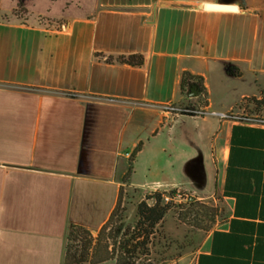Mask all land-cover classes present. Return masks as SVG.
<instances>
[{
  "label": "crops",
  "instance_id": "0c3cea01",
  "mask_svg": "<svg viewBox=\"0 0 264 264\" xmlns=\"http://www.w3.org/2000/svg\"><path fill=\"white\" fill-rule=\"evenodd\" d=\"M44 1L0 9V264H64L71 226L97 234L121 193L173 190L228 206L178 264H264V134L248 131L264 128L162 111L262 100L264 0ZM133 55L143 65L117 61ZM184 73L204 79L205 104ZM144 157L147 175L182 178L136 181Z\"/></svg>",
  "mask_w": 264,
  "mask_h": 264
},
{
  "label": "trees",
  "instance_id": "16d2710c",
  "mask_svg": "<svg viewBox=\"0 0 264 264\" xmlns=\"http://www.w3.org/2000/svg\"><path fill=\"white\" fill-rule=\"evenodd\" d=\"M16 14L20 16L21 13L16 11ZM117 61L131 66H141L143 65L144 59L142 56L133 55L120 57ZM226 70L230 76L236 78L242 76L240 70L232 65H227ZM181 90L187 97L191 95V93L196 92L197 97L201 101L200 104L206 103L204 99H206L207 92L202 77L184 73ZM190 108L193 107L190 106ZM194 108L199 109L196 107ZM248 131L264 134V130L251 129ZM253 165L256 166L255 169H263L264 163L259 159L258 162L253 163ZM253 176L257 178L259 182L261 181V174L253 173ZM230 191L231 190H229V193ZM175 192L176 190H173L168 192V194L173 195ZM154 193V205H149L146 200L139 203L137 207L138 221L134 226V230L131 232H123L122 226H114L115 223L122 221V216L120 215L122 193L121 199L108 222L97 234H93L90 230L81 226H71L66 238L64 264H107L109 261H114L115 264H135L133 260L136 261L141 257L147 256L149 253L150 238L155 234L156 227L165 220L173 206L176 205L174 202H164L163 196L167 194V192L156 191ZM236 195L239 198V194ZM176 207H179L181 210L185 209L187 215H194L197 217V220L198 217H200L201 221H203V219L207 221L209 225L207 224L204 226L201 224L199 228L206 232H211L213 230V225L217 222V218L220 217L219 208L217 206H208V204L206 205L205 202L196 198L182 202ZM237 214H240V205L237 206ZM238 231V228L236 229L235 227L232 235L234 236L235 234V244L237 245L239 244ZM218 243L220 244V240L217 241V244ZM236 255L238 254H231L233 258L236 257ZM232 264H238V261Z\"/></svg>",
  "mask_w": 264,
  "mask_h": 264
},
{
  "label": "rangeland",
  "instance_id": "374dc122",
  "mask_svg": "<svg viewBox=\"0 0 264 264\" xmlns=\"http://www.w3.org/2000/svg\"><path fill=\"white\" fill-rule=\"evenodd\" d=\"M15 1L0 0V9L2 8L5 11H9L13 4H16ZM28 1L30 9L35 8L36 11H46L48 7V3L44 0H36V2H33L32 0ZM20 8L22 7L19 6V10L17 11L21 13ZM233 112L245 113L248 115H255L264 118V94L262 100H257L255 98L243 100L240 108L233 110ZM147 161V158L144 157L142 160V167H140V172L136 175V181L138 180L140 183H145L144 185L149 186L152 185L151 183L159 181L158 179L162 178L156 177L154 175L158 168H154L150 175H147V173L144 172V167ZM164 175L167 179H172L177 176L178 179L182 178L180 177V174H176V172H173L171 169H169ZM165 177L162 180H164ZM166 189L169 188L164 186L161 190L165 191ZM154 195L155 193H152L151 195L148 194L144 199L151 206L155 204V199H153ZM127 196L128 198L125 201L122 200L121 204L120 215L122 216V221L114 224V226H122L123 232L133 231L134 226L138 221L137 207L140 203L139 196L137 195L134 199L132 192H129ZM205 203L206 205L208 204V206H217L219 208L220 217L217 218V222L213 225V229H215L219 226V224L222 222V219L227 214L228 206L220 203L215 204L208 201H205ZM175 204L176 205L173 206L165 220L156 227L155 234L150 238L148 255L141 257L136 261L133 260L135 264H178L177 261L180 257L191 252V250L193 251V249H195L198 244L200 245L206 239L210 232L203 231L199 228L201 224L206 226L208 222L204 221V219L201 221L200 217H198L197 220V217L194 215H187L185 213V209L181 210L179 207H176L180 203ZM107 264H115V262L109 261Z\"/></svg>",
  "mask_w": 264,
  "mask_h": 264
},
{
  "label": "built area",
  "instance_id": "2783aa9c",
  "mask_svg": "<svg viewBox=\"0 0 264 264\" xmlns=\"http://www.w3.org/2000/svg\"><path fill=\"white\" fill-rule=\"evenodd\" d=\"M162 111L165 114H169L171 116L188 115V116L205 117L210 114L220 118L221 120H228L235 123L264 128V118L255 115L254 116L248 115L245 113H237L233 111L227 113H221V112L208 113L204 109H195V108L184 107L176 104L165 105L162 107ZM193 198H195L193 195L185 191L181 192L180 190H176V192L173 195L165 194L163 196L164 202L166 203L169 202L182 203L188 200H192Z\"/></svg>",
  "mask_w": 264,
  "mask_h": 264
},
{
  "label": "water",
  "instance_id": "95a60500",
  "mask_svg": "<svg viewBox=\"0 0 264 264\" xmlns=\"http://www.w3.org/2000/svg\"><path fill=\"white\" fill-rule=\"evenodd\" d=\"M220 4L218 5H207V8L214 9V10H232L234 7L228 6L226 4H229L231 0H219ZM193 95H197L196 92L193 93Z\"/></svg>",
  "mask_w": 264,
  "mask_h": 264
}]
</instances>
